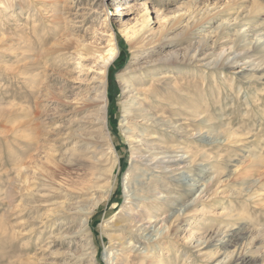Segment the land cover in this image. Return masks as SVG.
I'll list each match as a JSON object with an SVG mask.
<instances>
[{"label": "rangeland", "instance_id": "obj_1", "mask_svg": "<svg viewBox=\"0 0 264 264\" xmlns=\"http://www.w3.org/2000/svg\"><path fill=\"white\" fill-rule=\"evenodd\" d=\"M111 39L117 55L107 70V115L119 163L106 193V185L84 181L74 168L52 169L65 142L70 148L77 143ZM261 40L264 0H0V264H110L108 235L116 233L123 211L129 212L130 143L137 144L136 133L143 130L140 119L129 116L122 123L125 106L143 97L124 92L122 82L140 63L181 53L191 42L192 60L182 67L192 74L182 71L178 84L182 93L188 80L193 85L189 109L197 128L185 127L193 135L176 142L196 157L192 172H177L197 185L185 192L179 175L160 185L157 170L137 163V195L167 200L151 209L160 222L131 240L138 252L130 253L127 264H264V48L256 46ZM232 48L238 62L207 65L219 55L222 62ZM182 93L176 102L185 105ZM187 116L180 121L186 124ZM68 177L77 197L73 217H63L66 197L41 202L36 215L40 182L61 187ZM192 198L197 202L184 211ZM88 210L90 249L82 240ZM166 216L175 227L167 228ZM148 241L152 245L145 247ZM91 250L92 259L80 257Z\"/></svg>", "mask_w": 264, "mask_h": 264}, {"label": "bare ground", "instance_id": "obj_2", "mask_svg": "<svg viewBox=\"0 0 264 264\" xmlns=\"http://www.w3.org/2000/svg\"><path fill=\"white\" fill-rule=\"evenodd\" d=\"M182 33L183 32H181V35ZM112 41L113 40L111 39L110 47L106 48L105 52L101 56L102 60L99 63V72L97 74L96 80L93 81L97 84L94 85L93 95L87 98V102L91 104V107L86 109L85 116L81 120L82 123L79 125L81 128L77 134V143L73 148L67 147L68 141L65 142V144L63 143L64 147L59 151V156L53 157L54 160L59 161V164H57V166L54 164V167L56 166V168L52 166V173L65 171V169L68 168H74L77 171L76 174L78 177L82 178L84 181L90 182L92 180V182L95 183L98 180L99 182L103 183V185H106V193L110 192L111 179L115 172L116 166L119 163L115 149L110 144V132L108 128L107 115V70L110 63L117 55V47ZM246 43H244V45ZM169 44L170 41L163 42L161 44V48H164ZM260 44L261 45L256 46L264 48V40H261ZM193 45V42L186 45V47H184L185 50L181 53L179 51H173L168 54L166 53V55H162V57L156 58L154 60L140 63L136 67V71L131 72L128 78L122 82V88L124 92L127 94H132V92L135 91L136 95L139 94L143 96L135 104H133L132 107L125 106V113L123 116L124 122L122 123H127L129 121V116L130 118H134L135 122L140 119L142 124H139V126L143 130L141 133L136 134L140 137L139 141H144V143H140L138 140L137 144L130 143L133 157L130 158L131 165L125 176L127 187L126 199L128 200L127 204H129V212L126 211L127 209L123 211V220L114 226L116 233L108 235L109 240L113 243V246L110 248L109 252H107L109 254L108 256L110 264L128 263L130 253L138 250L137 248L135 249L131 240L137 239L138 234L141 235L142 233L147 232L150 227H152L151 224H153V227H155L160 222V220H158L159 218L157 219V213L155 214V212H153L151 209L157 204V202H160L161 200H167V198L157 197V195L154 202H149L137 195V192L140 190L139 187H137L138 182L134 178V173L137 169V163H143L146 169H150L151 171L157 170L161 176H153L155 178L158 177L156 180L159 181L160 185L164 184L163 180H172V177H175L176 175H179L177 178L179 181L177 182L183 184V187L187 186L185 189V192L187 193L192 192L197 185L195 183H189V175L184 176V172H177L180 169H186V172L192 170L194 158L196 157L195 151L193 152V150L190 148L184 150L185 147H179L178 143L176 142L182 135H185L186 138H191L193 135H188V133L184 131L186 130L185 127H190L192 130L197 128L194 119L191 117L193 115V110L189 109V107L192 106L191 99L193 96V85L191 81L188 80L186 89L182 93L179 87L180 85L178 84V77H180L182 71H185L186 75L192 74L190 68H186L184 70L182 65L185 64L186 67H189L187 64H190V61L192 60V54H190V52ZM197 45L198 47L195 49H200L201 46L199 43ZM201 45H203L202 42ZM233 48L231 53L228 54L222 60V62L220 61L219 63L218 59L221 57V55H219L213 61H210L209 63L207 62V65L212 63L216 67L219 64L220 66H224L228 62H238L239 59L237 58L238 56L235 52L236 50ZM91 52L97 53L98 51L96 49H91ZM260 71L264 72V68L260 67ZM263 72H260L262 77L264 76ZM175 73L176 76H174ZM181 93L183 96H186V98H184V100L187 101L185 105H181L176 102L177 95L178 97H181V95H179ZM127 97L132 98L134 95H128ZM132 100L131 103L133 102ZM129 101L130 100H126L125 105L129 103ZM184 112L187 113V115L189 114V116L183 118V120L187 121L186 124L180 121L182 116H184ZM168 117H171L172 119L176 118L174 119L176 121L171 123V119ZM167 132H170V134ZM74 135H76V133H74ZM146 136L149 137L145 138ZM177 137L179 138L176 140ZM192 179L194 180L195 178L192 177L191 180ZM71 182L74 181L68 177L63 180V185L61 187H54L51 186L52 184H49L46 181H41L39 184L40 186L38 188L36 187L34 190V213L37 215L40 207L45 205L41 204V202L51 203L54 198L66 197L69 200H67V202H62L64 210L63 217L67 216L72 218L74 213L73 203H77V197L74 193V190L70 189ZM207 183H209V181L205 182L204 187L207 186ZM188 186L190 187L188 188ZM151 199L149 198L148 200ZM196 200L197 198H192L189 200L184 206V211L191 205L195 204L197 202ZM134 210L135 213L133 212ZM90 214V210L84 213L85 230L83 233L85 234H83L84 239H82L86 241V245H88L89 249L91 248V245L88 242V240H90V233L86 224ZM170 220V216H166L162 220L165 222L168 229L170 226L175 227L173 224H170ZM151 242L148 241L145 243V247L151 246ZM88 254L91 256L90 259H92V250L91 252L85 251L80 255V257L86 259Z\"/></svg>", "mask_w": 264, "mask_h": 264}]
</instances>
